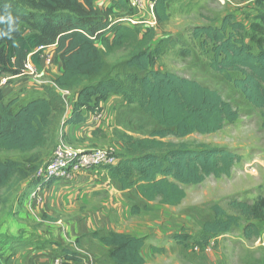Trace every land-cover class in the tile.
<instances>
[{"label":"trees","instance_id":"obj_1","mask_svg":"<svg viewBox=\"0 0 264 264\" xmlns=\"http://www.w3.org/2000/svg\"><path fill=\"white\" fill-rule=\"evenodd\" d=\"M152 4L156 24L167 21L170 0H147ZM96 3L107 4L99 12ZM263 11L258 15L264 30V0H255ZM8 12L19 18V30L0 36V70L18 76L27 62L40 70L43 51L51 47L59 69L52 84L41 86L42 95L20 105L17 98L4 101L0 92V152H30L52 142L54 123L63 119V129L86 122L85 113H99L112 95L119 96L146 116L155 128L143 138L122 135L121 152L115 165L104 169L120 192H132L144 203L132 205L130 212L149 211L145 203L157 201L163 206H178L185 198L184 186H197L208 177H229L240 161L237 154L224 148L200 144L196 149L166 138L183 139L194 133L211 135L234 124L238 111L222 99L218 91L195 80L178 77L154 68L167 39L157 41L154 27L125 24L133 16L125 0H0V15ZM117 12V13H116ZM122 14L124 17H119ZM118 17V18H117ZM0 24V29L5 28ZM243 26L225 17L219 27L211 25L192 29L201 47H210V69L228 82L250 107L260 110L264 129V49L251 50L237 32ZM127 52L123 73L100 78L106 68L105 56ZM74 95L66 116L63 93ZM29 171L13 160L0 161V189L14 179L29 178ZM28 187L41 184L30 179ZM49 180L42 183L50 186ZM236 215L213 206L214 219L203 224L200 247L209 240L230 232L241 218L264 219V198L250 204L231 200L227 203ZM258 232L252 223L243 228L246 239ZM90 237L107 248L109 264H144L141 250L144 239L121 233H92ZM184 242L187 237H176ZM182 239V240H179ZM15 240V239H11ZM39 249L55 246L62 253V264L80 263L81 257L58 243L40 239ZM78 242V240L76 241ZM158 252L159 249L153 248Z\"/></svg>","mask_w":264,"mask_h":264},{"label":"rangeland","instance_id":"obj_2","mask_svg":"<svg viewBox=\"0 0 264 264\" xmlns=\"http://www.w3.org/2000/svg\"><path fill=\"white\" fill-rule=\"evenodd\" d=\"M107 8V4L96 3V9L99 12ZM262 11L255 4V0H224L223 3L218 0H170L167 4L168 19L162 24H156L152 9L146 8L141 13L133 12L130 20L125 21L128 26H134L137 22L138 25L154 27L157 41L167 39L163 52L155 62V69L195 80L201 85L218 91L222 99L229 102L239 114L234 124H225L223 129L215 134L194 133L183 139L169 137L164 140L184 143L190 149H196L198 145L204 144L211 148H224L237 154L240 161L234 165L229 177L219 179L208 177L200 185L184 186L186 196L175 207L163 206L157 201L145 203L150 210L148 212L140 210L133 219L130 212L131 206L136 204L141 208L144 203L132 192L120 194L127 208L126 214H122L123 221L136 226L137 233L142 232L146 235L149 246L153 244V248L159 249L158 252L153 251V256L148 257L146 264H264V219L246 221L241 218L237 227L230 232L209 240L206 247L202 249L200 247L203 224L214 219L213 206H219L228 215H236L227 206L229 201L237 200L252 204L258 198H264V129L261 111L247 105L230 83L225 82L210 69L209 63L212 58L210 47H201V40L194 39L191 34L195 27L206 25L219 27L225 17H230L232 22L243 26L237 34L241 35L251 50L256 52L258 45L264 49V30L260 31L255 27L260 23L258 15ZM117 15L124 17L122 14ZM126 54L127 52L121 51L105 56L106 68L100 78L114 77L116 73L125 72L126 69L122 65ZM56 67L57 64L53 72L44 73L42 77L44 81H50L55 77L58 71ZM40 94L42 95L41 92ZM17 95L18 93L6 94L3 98L4 101H8ZM34 97L36 95L23 98L20 105ZM71 97V93L64 97L66 116L71 110ZM102 111L106 112V116L96 124L103 129L95 132L93 142L89 139L88 141L86 139L67 141L63 119L59 118L54 123L56 133L53 141L44 147L26 153L0 152V161L19 162L30 173L29 178L14 179L0 189V223L7 216H15L19 202L24 199V196L26 197V194L28 196L35 191V186L31 190L28 187L29 181L34 179L37 170L50 159L56 146L63 145L73 150L82 149L83 151H91L93 148V150L102 149L101 147L104 146L103 148L112 149L115 155L121 152L118 141L122 135L135 139L143 138L155 128V124L142 115L135 105L125 103L119 96H110L104 103ZM88 125L90 123L86 124ZM44 189L46 187H41L37 193ZM103 198L105 193L99 190L95 199ZM69 213L70 211L62 216L70 218L75 214ZM127 216L131 219L126 220ZM248 223L254 224L258 232V235L251 239L243 236V228ZM40 229L45 230L43 226ZM58 232L65 233L66 230L64 231V228L59 225ZM176 237H187V240L185 243L178 242ZM6 240L12 245L17 244L15 248L18 251L27 250V246L38 250L41 242L34 235L25 238L20 244L17 240L9 238ZM62 247L77 253L82 259L80 263L64 264H83L88 259V254L95 255L98 264H109L107 251L100 247L97 240L93 242L90 236H82L76 243L68 241ZM47 248L62 258L60 248L55 246Z\"/></svg>","mask_w":264,"mask_h":264},{"label":"crops","instance_id":"obj_3","mask_svg":"<svg viewBox=\"0 0 264 264\" xmlns=\"http://www.w3.org/2000/svg\"><path fill=\"white\" fill-rule=\"evenodd\" d=\"M35 69L31 64L30 69L23 71L11 81L9 94L18 93L13 98H17L19 103L23 98L30 95H36L32 99L41 97V86L52 84V80L47 82L43 80L44 74L40 75L39 78H35L32 75ZM59 69H61V66L57 63L56 70ZM22 89L24 91H21ZM73 101L74 95L72 94L71 102ZM102 107L104 108V104ZM85 117V123L66 127L65 138L67 141L72 142L79 139L88 141L89 139L90 142H93L95 132L103 129L102 126L91 122L92 114L85 113ZM89 123L90 125L86 126ZM74 150L81 151L82 149ZM29 188L31 190L32 187ZM99 190L105 193V198L96 200L95 197ZM122 193L113 186L106 170L98 169L83 173L70 183H54L42 192L35 193L34 196L30 194L27 196L26 194V197L24 196V199L19 202L16 215L7 216L0 223V264H54V261L59 258V255L54 254L50 248L37 250L27 246V250L18 251L15 248L17 244L12 245L6 240L8 238L15 239L20 244L25 238L34 235L37 239L53 241L62 247L68 241L76 243L82 236L89 237L92 233L109 232L144 239L141 256L144 264H146L148 257L153 256L152 248L154 245L152 244L150 247L144 233H137L138 228L136 226L123 221L122 214H126L127 208L124 200L120 197ZM68 211H70L69 214H75L70 218L62 216L67 214ZM134 217L136 218L133 215L132 219ZM128 218L130 217L127 216L125 219L128 220ZM27 223L33 225L30 226ZM59 225L64 228V231L66 230L65 233L58 232ZM42 226L45 229L44 231L40 229ZM93 242H96V240H93ZM100 247L106 251L108 250L101 244ZM83 264H98L97 257L88 254V259Z\"/></svg>","mask_w":264,"mask_h":264},{"label":"built area","instance_id":"obj_4","mask_svg":"<svg viewBox=\"0 0 264 264\" xmlns=\"http://www.w3.org/2000/svg\"><path fill=\"white\" fill-rule=\"evenodd\" d=\"M130 9L136 13H141L146 9H152V4L147 0H125ZM223 3L224 0H218ZM57 62L54 51L51 47L45 49L40 58V70L35 71L32 75L39 78L45 72H53ZM31 68V64L27 62L25 70ZM24 70V71H25ZM16 76H11L0 70V92L4 97L9 94L11 80ZM69 93H63V97ZM104 111L92 114V123H99L105 118ZM117 159L113 154L112 149L102 148L91 151H75L63 145H58L55 148L50 159L44 163L36 172L35 177L41 180V184L35 186V191L30 195L34 196L41 187L42 183L49 180L57 182L70 183L80 177L83 173L92 172L98 169H104L107 166L115 165ZM54 264H62V259L57 258Z\"/></svg>","mask_w":264,"mask_h":264},{"label":"clouds","instance_id":"obj_5","mask_svg":"<svg viewBox=\"0 0 264 264\" xmlns=\"http://www.w3.org/2000/svg\"><path fill=\"white\" fill-rule=\"evenodd\" d=\"M0 24L6 26L0 29V36L11 35L19 30V18L14 16L12 12H8L6 16L0 15Z\"/></svg>","mask_w":264,"mask_h":264}]
</instances>
